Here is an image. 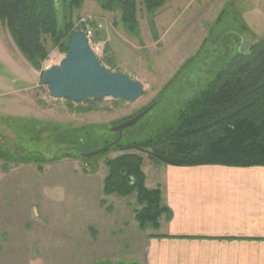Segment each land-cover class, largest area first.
Masks as SVG:
<instances>
[{
  "label": "rangeland",
  "instance_id": "rangeland-1",
  "mask_svg": "<svg viewBox=\"0 0 264 264\" xmlns=\"http://www.w3.org/2000/svg\"><path fill=\"white\" fill-rule=\"evenodd\" d=\"M138 31L128 32L119 13H107L86 0L69 9L56 2L58 28L92 31L100 63L112 60L119 72L143 85L134 103L107 97L95 111L79 114L65 99L51 97L40 78L65 57L45 45L48 59L35 70L0 25V264H142L143 246L135 212L136 193L105 196L106 162L123 154L142 157L145 187L159 179L162 163L142 152L112 149L92 158L118 139L111 129L149 106L137 125L125 129L122 143L142 142L176 123L179 114L204 90L227 62L264 35V0H169L152 19L140 0ZM100 40L95 43L97 30ZM108 68V66H106ZM109 69V68H108ZM74 145L78 151H69ZM56 159L43 163V159ZM38 166L41 170H38Z\"/></svg>",
  "mask_w": 264,
  "mask_h": 264
},
{
  "label": "trees",
  "instance_id": "trees-1",
  "mask_svg": "<svg viewBox=\"0 0 264 264\" xmlns=\"http://www.w3.org/2000/svg\"><path fill=\"white\" fill-rule=\"evenodd\" d=\"M62 1L71 10L80 7L86 0ZM92 1L99 4L104 12L119 13L124 28L130 33H137L136 0ZM140 1L147 17L152 19L169 0ZM56 2L0 0V25L6 29L21 55L38 71L49 57L46 38L51 40L53 47L66 54L75 32L69 21L62 29L58 28ZM93 28L97 30L96 25ZM231 34L240 40L243 37L232 32L224 38ZM100 37L101 32L97 30L95 43ZM251 44L237 52L216 73L206 88L190 102L187 110L179 114L174 125L162 128L142 142L123 144L121 139L105 152L112 149L142 152L156 162L174 167H264V40L248 51ZM106 66L112 70L114 63L106 59ZM68 104L79 114L96 110L93 101H88L86 106ZM65 151L77 152L78 149L72 145ZM56 159L44 158L43 163H52ZM142 163V157L134 153L106 162L108 173L102 192L105 196L120 197L136 193L141 209L135 212V220L143 231L148 227L158 228L160 216L167 213L170 218L171 212L161 204L159 187H145ZM38 170H41L40 166Z\"/></svg>",
  "mask_w": 264,
  "mask_h": 264
},
{
  "label": "crops",
  "instance_id": "crops-1",
  "mask_svg": "<svg viewBox=\"0 0 264 264\" xmlns=\"http://www.w3.org/2000/svg\"><path fill=\"white\" fill-rule=\"evenodd\" d=\"M158 228L142 264H264V167L158 166ZM4 248H0V252Z\"/></svg>",
  "mask_w": 264,
  "mask_h": 264
},
{
  "label": "water",
  "instance_id": "water-1",
  "mask_svg": "<svg viewBox=\"0 0 264 264\" xmlns=\"http://www.w3.org/2000/svg\"><path fill=\"white\" fill-rule=\"evenodd\" d=\"M241 40L239 51L245 44L243 37ZM263 40L264 37L251 44L248 51ZM40 81L48 87L52 98L65 99L72 103L99 101L107 97L134 103L142 96L144 90L140 82L130 79L125 74L111 72L102 65L97 53L89 44L85 31L81 28L77 29L71 37L65 57L58 65L44 70ZM153 108L154 104L130 120L112 128L111 131L119 135L113 144L92 153L79 152L80 156L92 158L105 152L122 139V133L125 129L137 125Z\"/></svg>",
  "mask_w": 264,
  "mask_h": 264
},
{
  "label": "built area",
  "instance_id": "built-area-1",
  "mask_svg": "<svg viewBox=\"0 0 264 264\" xmlns=\"http://www.w3.org/2000/svg\"><path fill=\"white\" fill-rule=\"evenodd\" d=\"M88 39L89 44L91 45V38H92V31L89 29V27H87V30H84ZM91 47L93 48V46L91 45ZM95 52H97L95 49H93Z\"/></svg>",
  "mask_w": 264,
  "mask_h": 264
}]
</instances>
